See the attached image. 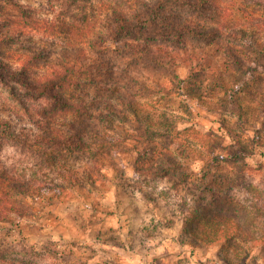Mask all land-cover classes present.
<instances>
[{"label": "rangeland", "instance_id": "374dc122", "mask_svg": "<svg viewBox=\"0 0 264 264\" xmlns=\"http://www.w3.org/2000/svg\"><path fill=\"white\" fill-rule=\"evenodd\" d=\"M143 1L92 0L80 11V18H85L89 30L113 36L115 11L138 7ZM17 4L33 7L34 18L55 17L59 21L60 12L51 13L48 0H0V60L23 62L29 67L24 74L37 78L46 72L41 64L62 57L65 50L61 44H45L37 37L40 32L22 40L3 37L15 27ZM239 4L255 16L264 14L263 7L252 1L241 0ZM167 8L174 18L205 20L203 12L178 1H168ZM58 29L67 32L62 25ZM152 30L151 40L170 43L177 37L162 27ZM128 36L142 38L137 31ZM186 41L191 45L201 42L188 34ZM26 56L32 60L29 62ZM144 67L165 85L160 93L150 96L157 107L146 106L143 120L154 127L169 124L173 129L155 135L154 142L160 149L170 148L174 162L170 163L160 151L147 152L145 147L153 143L146 136H127L120 127L114 130L112 150L85 139L95 146V159L91 157L93 152L71 156L67 150L58 157V150L51 149L54 145L42 139V146L53 151L37 150L0 135L2 173L11 172L33 185L53 182L71 188L72 177H79L89 191L67 196L45 188L29 198L27 215L15 217L18 224L0 225V255L6 253L18 264H226L227 260L234 264H264V115H258L260 110L255 104L244 102L238 108L223 90L212 91L211 86L200 89L195 85L198 77L192 78L186 66L177 69L179 77L175 79L166 75L168 71L154 67L149 59L134 65L135 72L141 73ZM0 68L7 80L0 79L1 120L32 138L54 126L72 132L74 116L58 115L52 99L31 96L35 91L27 77L12 69L4 71L2 62ZM165 90L177 93L167 96ZM25 107L30 108V116ZM45 112L50 119L60 118V122H42ZM164 112L171 115L170 119ZM186 145L190 147L188 153ZM97 160L117 163L125 174L112 167L97 172ZM69 170L71 177H65ZM84 170L94 175L98 187L88 183ZM222 216L237 220L239 228L233 224L217 234ZM191 227L212 234L197 237L200 243H196L192 235L191 241L186 239ZM203 239L211 241L207 244Z\"/></svg>", "mask_w": 264, "mask_h": 264}, {"label": "trees", "instance_id": "16d2710c", "mask_svg": "<svg viewBox=\"0 0 264 264\" xmlns=\"http://www.w3.org/2000/svg\"><path fill=\"white\" fill-rule=\"evenodd\" d=\"M168 1H178L203 12L205 20L172 17L173 12L167 8ZM239 1L241 0H158L157 2L144 0L138 7L115 11L117 25L113 30V36L99 30H89L85 18H80V11L85 10L92 0H48L49 11L53 14L60 12L59 21L55 17L34 18L33 7L17 4L19 12L18 19L13 23L15 27L3 37H16L17 40H22L34 37L35 33L40 32L37 37L45 44H61V48L65 51L62 57L41 64L46 72L37 78H29L27 73L24 74L29 67L23 62L9 63L7 60H0L4 71L12 69L22 77H27V81H30L35 91L36 96L31 95L32 97L52 99L56 104L53 108L56 113L61 116L64 114L65 118L74 116V123L71 124L72 132L59 130L54 126L47 133L32 138L30 135L16 132L10 122L0 119V135L21 141L37 150L50 152L56 149L59 152L58 157L67 150L71 156L93 152L91 157L95 159L96 144L112 150L114 130L120 127L127 136L138 138L146 136L152 141L151 144L153 143L148 148L145 147L147 152L154 154L155 151H160L170 163L174 162L170 148L160 149L154 142L156 136L161 135L160 133H170L173 129L169 128V124L154 127L143 120V115H147L144 111L146 106L157 107L156 103L150 101V96L160 93L161 87L165 84L163 80L157 81L147 67L141 68V73L135 72L134 65H138L142 59H149L157 69L168 71L166 75L173 79L179 77L177 69L186 66L190 68L192 78L198 77L195 85L200 89L211 86L212 91L223 90L231 95L232 104L238 108H242L240 103L244 102L255 104L260 110L258 115H264V14L255 16L240 7ZM244 1H252L264 9V0ZM59 25H62L67 32L63 34L58 29ZM157 26L167 32L172 30L177 37L170 43L151 40L152 28ZM136 31L142 35V38L128 36ZM187 34L197 37L201 42L196 45L188 44ZM62 35L65 36L61 41H55ZM90 35L93 37L89 38ZM109 42L114 43L116 47L112 48ZM71 51L75 56H71L72 54L69 53ZM26 57L29 62L32 60ZM0 79L3 82L7 81L3 71L0 72ZM240 83L242 86H238ZM174 93L177 92L164 91L167 96H172ZM25 110L30 116V108L25 107ZM164 114L167 120L170 119L168 118L170 114L165 112ZM44 116L43 119L41 117L38 119L41 118L42 122H60V118L50 119L51 116L46 112ZM78 122L80 127L77 126ZM82 123L85 126L82 127ZM137 124L138 127H133ZM86 138H91L95 146L87 144ZM41 139L54 145L51 147L54 149L47 150L42 146ZM56 146L58 148H55ZM185 151L186 153L190 151L188 145L185 146ZM58 167L57 164L55 168ZM105 167L120 169L124 173L117 163L102 160L96 161L94 169L100 172ZM70 173L69 170L63 175L71 177ZM84 174L90 185L98 187V180L91 172L84 170ZM125 179L122 178V181L127 184L128 181ZM71 183L73 188L53 182L40 186L33 185L19 180L11 172L0 171V225L18 224L16 215L20 217L27 215L28 199L39 195L45 188L50 192L54 191L56 195L75 196L84 191L89 192L79 177H72ZM233 224L239 228L237 220L222 216L219 222L220 232L217 234ZM188 233L186 239L191 241L190 235H192L196 243H200V238L197 237L205 238L206 235L212 234L211 231L201 233L193 230L192 227ZM214 239L212 241H215ZM203 240L207 244L211 241ZM0 264L18 263L9 259L5 253L0 255ZM226 264L234 263L227 260Z\"/></svg>", "mask_w": 264, "mask_h": 264}]
</instances>
